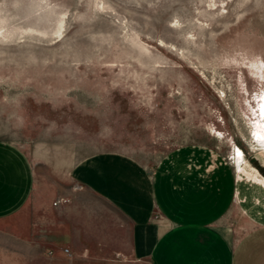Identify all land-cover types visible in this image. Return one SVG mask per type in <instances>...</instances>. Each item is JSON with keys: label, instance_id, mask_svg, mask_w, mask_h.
Here are the masks:
<instances>
[{"label": "rangeland", "instance_id": "rangeland-1", "mask_svg": "<svg viewBox=\"0 0 264 264\" xmlns=\"http://www.w3.org/2000/svg\"><path fill=\"white\" fill-rule=\"evenodd\" d=\"M0 140L49 187L94 153L192 147L261 178L264 0H0Z\"/></svg>", "mask_w": 264, "mask_h": 264}, {"label": "crops", "instance_id": "crops-1", "mask_svg": "<svg viewBox=\"0 0 264 264\" xmlns=\"http://www.w3.org/2000/svg\"><path fill=\"white\" fill-rule=\"evenodd\" d=\"M207 159L192 147L149 168L94 153L63 167L49 187L20 147L0 140L8 264H264V170L260 178L208 168ZM59 197L68 201L53 205ZM223 219L235 223L237 239Z\"/></svg>", "mask_w": 264, "mask_h": 264}, {"label": "built area", "instance_id": "built-area-1", "mask_svg": "<svg viewBox=\"0 0 264 264\" xmlns=\"http://www.w3.org/2000/svg\"><path fill=\"white\" fill-rule=\"evenodd\" d=\"M67 201H68V199H66L64 197H59L53 202V205H56V204H59V203H66Z\"/></svg>", "mask_w": 264, "mask_h": 264}]
</instances>
